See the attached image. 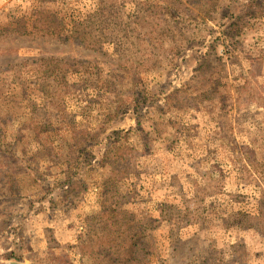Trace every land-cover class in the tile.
Returning <instances> with one entry per match:
<instances>
[{"label": "rangeland", "instance_id": "1", "mask_svg": "<svg viewBox=\"0 0 264 264\" xmlns=\"http://www.w3.org/2000/svg\"><path fill=\"white\" fill-rule=\"evenodd\" d=\"M0 264H264V0H0Z\"/></svg>", "mask_w": 264, "mask_h": 264}, {"label": "trees", "instance_id": "2", "mask_svg": "<svg viewBox=\"0 0 264 264\" xmlns=\"http://www.w3.org/2000/svg\"><path fill=\"white\" fill-rule=\"evenodd\" d=\"M19 28L20 29H17L16 32L20 31L21 33H25V32H22V30L24 29L23 26H20ZM134 237H136V236H134ZM136 243H137V237L134 241H131V243L129 242V247H130L129 253H130V255H133L134 252H132V247L135 246ZM113 256L116 257L117 255L113 254ZM112 259H113V257H112Z\"/></svg>", "mask_w": 264, "mask_h": 264}]
</instances>
